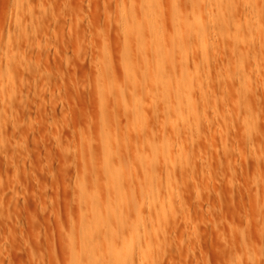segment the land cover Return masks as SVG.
Returning a JSON list of instances; mask_svg holds the SVG:
<instances>
[{
	"label": "rangeland",
	"instance_id": "rangeland-1",
	"mask_svg": "<svg viewBox=\"0 0 264 264\" xmlns=\"http://www.w3.org/2000/svg\"><path fill=\"white\" fill-rule=\"evenodd\" d=\"M176 1L0 0V264H69L72 227L79 229L82 220L85 168L99 161L103 174L98 185L88 180L89 190L100 187L107 208L117 213L118 195L122 210L141 195L144 163L156 142L170 146L164 168L170 181L165 175L163 181L170 187L162 191L172 206L164 215L154 209L145 215L155 237L145 264H264V0L256 11L247 0H233V14L222 3L226 23L220 25L213 9L215 18L205 24L209 39L201 44L192 37L191 64L203 70L191 65L193 84L200 86L192 91L198 121L191 120L195 112L184 113L188 126L165 110L162 96L158 101L164 85H156L165 51L177 61L184 54L180 44L171 49ZM178 2L186 10L187 0ZM124 13L129 22L137 13L157 28L143 43L135 31L130 38L135 74L122 62ZM162 29L166 42H160ZM103 78L123 95L119 104L115 93H103ZM103 97L109 98L115 137L106 163ZM176 126L184 127L180 135ZM108 166L120 174L111 185ZM119 226L117 243L128 236ZM101 231L97 245L109 240L107 227Z\"/></svg>",
	"mask_w": 264,
	"mask_h": 264
},
{
	"label": "bare ground",
	"instance_id": "bare-ground-1",
	"mask_svg": "<svg viewBox=\"0 0 264 264\" xmlns=\"http://www.w3.org/2000/svg\"><path fill=\"white\" fill-rule=\"evenodd\" d=\"M243 1L245 2L246 0H243ZM247 1H249V3H251V4H253V6L255 5L257 7L258 0H247ZM225 2L227 4L226 5L227 9H229L228 12H230V9L231 10L233 9V11L231 12V14H233L234 10H235L234 9L235 5H233V0H226V1H224V0H205L204 2H201L200 0H187L186 4H188V5H187L186 10H184L185 7L183 8V3L180 6L179 2L177 0L176 2H174L173 6L171 7L170 22H171L172 27H173V32H172V35L170 37L171 44L173 43L171 45V49L173 47H175L176 44H180L184 47L183 48L184 54L182 56V59L177 61L173 57L171 50L165 51V62H163V63H162V61H161V63L158 62L160 77H158L156 85H160L161 83H163V85H164V89H163L162 93L161 92L158 93V94H160L158 101H160V98H161L160 96H162L161 100L162 101L165 100V101H163V102H165L164 106H163L166 108L165 110H167V112L170 111V113H172V114L175 112L174 115L176 114L175 115L176 117L175 116L174 117L177 118V120H179L180 122L183 121L182 118L184 119V121L187 119L186 116H188L187 115L188 112L191 114V117L194 116L192 114H194L193 112H195V117H193L194 119H191V120L196 121V119H197V121H198V118H197L198 115H196V111H194L195 107L193 105L192 91L194 93V88L196 91V87L200 86V84H198V83L196 84V82H195L194 83L195 86H194V84H193L194 80L192 81V77H191V73L192 74L195 73V72L194 73L191 72V71H193V69L191 70V68L194 67L192 64H195V63L191 62V55H190V53H191L190 43L193 40L192 37L196 36V38L198 40H193V41H198L199 43H201V42L204 43L205 41H207L206 39H209L208 38L209 37L208 36L209 35V28L205 24H207L208 21L215 18L214 14H213V12H215V11L213 9L219 10L220 9L219 7L222 5V3H225ZM222 6L226 7L224 4ZM206 7H208V11L204 12V11H206ZM256 7L254 8V10L257 9ZM258 7H259V5H258ZM187 9H189V11L191 12V13L189 12L191 14V17L189 19L185 17V12L187 11ZM223 11H225V10H223ZM220 12H222V9H221V11L219 10L217 12L216 17H219L218 22L220 23L221 26H223L226 23V20H225V17H224V19L221 18L220 15H222L223 13L221 14ZM136 14L137 13L130 15V17L132 16V18H131L133 20L132 22H129L130 19H129L128 13H124L121 16L122 17L121 28L123 31V43H124V56H123L122 62H123L124 70L128 73H131V74H135L136 69L138 68V65H137L136 69H135V65L133 66V61H132L133 52H132V45L130 44V38H131L132 34L136 32V34L138 36V40L140 41V43H141V41L143 43L145 33L151 32L153 35H155L157 32V28L154 25V23H152V25H151L152 20H149V22H150L149 25H145V23H143L139 18H137ZM256 14H257V12H256ZM223 16L224 15H222V17ZM219 23H217V24H219ZM164 25H165V23L163 21L162 26L164 27ZM256 27L258 28V25H256ZM161 31H162V33H161ZM161 31H160V33H161V41L160 42H166L165 30L162 29ZM211 36H212V34H211ZM212 38H213V36H212ZM200 52H201V50H200ZM203 53L204 52H202V54ZM204 55L206 56V53ZM205 56L203 57V60L205 59ZM204 62H206V60H204ZM147 65H146V67H147ZM164 66H165V68H164ZM202 66H199V67H201L199 69V67H197V65H196L194 67V70L196 69L199 72L201 69L203 70ZM169 72H170V77H172V76L174 77L173 80H170V77L167 75V74H169ZM201 72H203V71H201ZM150 74L151 73L149 72L148 75L150 76ZM151 75H153V74H151ZM149 76H148V78L151 77V76L150 77ZM167 76H168L169 80H167ZM199 76H200V74H199ZM195 78H197V77H195ZM203 79H204V75H203ZM200 82H201V80H200ZM102 86H103V93H105V92H107L108 94H110L112 92L115 93L116 96L114 95L115 96L114 100L116 103L119 104L120 98L123 95H120V93L118 94L119 91L117 90V88H116L117 92H114L115 90L113 88H111V86L109 85V83L106 81L105 78H103V80H102ZM172 88L179 90L178 95L174 96V98L172 96L173 94H171V93H172V91L174 93L175 89H173L171 91ZM160 91H161V89H160ZM157 92H159V91H157ZM157 98H158V96H157ZM165 104H166V106H165ZM183 106L184 107L186 106L185 108L188 109V111L187 110L183 111ZM171 110H173L174 112ZM186 111H187V113H186ZM184 113L186 115L185 118H184ZM99 114H100V120H101V130H100L101 133H100V135H101V139L103 142L102 146L104 147V150H105L103 160L106 163L107 160L109 159L107 147L109 146V144H111L115 141V137L113 135V132L111 131V126L113 125V119H112L110 109H109V98L108 97H103V99L101 100V108H100ZM193 121H192V123H193L192 126H194ZM197 121H196V124H197ZM185 122H183V123H185ZM187 123L189 124V122H186L185 124H187ZM167 124L169 125L171 123L168 122ZM188 124L186 126H188ZM179 126H180V124H179ZM180 128H184V127L181 126ZM180 128L177 126L175 127V133L176 134H179L182 132ZM187 130H188V128H187ZM173 133H174V129H173ZM151 145H152V149H153V151H152L153 156H152L151 160H145L144 166L146 167L145 170L146 169L147 170L145 171V173H143L144 178H143V182L140 183L141 186L138 187V188H140L138 191L140 192V190H141V192H140L141 195L139 197H135L136 195L132 196V198L130 199L131 200L130 206L127 207L128 205L127 204L125 205V209L126 210L128 209L127 210L128 212L133 213L134 221H132L131 223L128 222L129 219H128V221L126 220L127 219V215L125 217V211L126 210L121 209V206L123 205V199H122L123 196L122 195H118V197H117V199H118V210L116 213V209H115V211H113V209L111 207L107 208L106 203L103 201V197L101 194L100 187L97 186L98 189L94 193L91 192V190H89V187L87 184L88 180H91V179L94 180V182H96L97 185L100 182L102 170L98 165L99 161H97V162H96V160L94 161L93 170H89L88 167L85 168L84 176L80 180V194H81V199H82L81 201H82L83 214H82V220L80 223V228L77 229L76 226L72 227L73 228L72 229V232H73L72 236L73 237H72V241H71V248H70L71 258H70L69 264H106L107 261H109V264H145L146 258H148L147 256H148L150 244L152 242L151 236H153V238L155 240V237L152 234L153 232L150 234L148 231V229H150V228H148L147 224H145L146 223L145 220L147 219V217L145 219V215L147 214L149 216V212H151V210H153V209L156 210V212L158 214L164 215L165 211L166 210L168 211V208L170 209V207L172 206L171 205L170 207H168L170 205V204L168 205L167 204L168 202H166L168 199L164 198V196L167 197L168 195L167 194L163 195V191H162L163 189L166 188V186H168V188L170 187L169 186L170 183H168L170 181V178H168L169 176H166L164 173V170L166 169L167 163L171 162L170 161V157H171L170 146L168 144H167V146L161 145V144H158L157 142L154 144L151 143ZM171 149H173V148H171ZM97 157L98 156H96V155L94 156L95 159ZM160 158L162 159V163H158L159 162L158 160H160ZM174 160H175V157H174ZM155 162L158 164H161V166H160L161 170L159 172H158V169H160V168H158L159 165L157 166V164ZM104 173L106 175L107 182H109V185H111V182L115 181L116 179L118 180L120 177L119 171L117 169H113V167H111V166H108L106 168V170L104 171ZM164 175L169 179V181H168V179H166L167 184L165 182H163L165 180ZM167 175H169V172L167 173ZM114 177H116V179ZM164 185H166V186H164ZM137 192H136V194H137ZM169 192H170V190H169ZM166 193H167V191H166ZM164 194H165V192H164ZM137 195H139V194H137ZM174 200H176V199H174ZM175 205H176V203H175ZM165 208H166V210H165ZM172 209H173V207H172ZM156 212L153 211V214ZM156 215H154V217ZM159 216L162 217L161 215H159ZM151 218H150V221H151ZM166 219L167 218H165V220ZM116 220H119V221H116ZM118 222H120L119 224L121 227L125 228V231L127 230L126 232L128 235L127 238H123L122 241H120V243L118 241L119 244L116 241V233L114 231V228L119 226V225H115ZM123 224H126L125 227L123 226ZM150 226L153 227V225H150ZM103 227H107V232H109V240H108V242H102V243H100V245H97V244H95V237L98 233L100 234V236H104V233L101 231L103 229ZM155 232H156V230H155ZM124 235H125V233H124ZM104 254H106V255L104 256ZM107 255H109L108 259L106 257Z\"/></svg>",
	"mask_w": 264,
	"mask_h": 264
}]
</instances>
